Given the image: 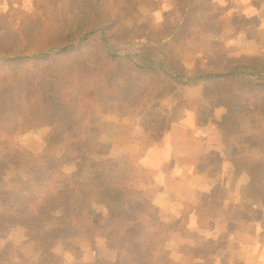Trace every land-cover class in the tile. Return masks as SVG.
<instances>
[{
    "label": "trees",
    "instance_id": "obj_1",
    "mask_svg": "<svg viewBox=\"0 0 264 264\" xmlns=\"http://www.w3.org/2000/svg\"><path fill=\"white\" fill-rule=\"evenodd\" d=\"M76 2L87 15V23L69 17ZM135 6V0H33L32 14L18 7L21 18L15 12L0 16V59L7 60L0 63V92L30 91L44 112L61 116V120L51 124L61 128V133L41 157L44 162L40 172L33 173L29 180L16 175L9 182L5 171L0 170V240L8 236L12 237L10 242L31 245L44 259V254L52 256L56 264H164L167 253L161 239L174 231V226L158 215L153 203L135 195L139 172L134 163L104 158L92 164L88 176L75 179L59 168L57 153L64 150V135L71 134L82 153L103 155L100 136L108 133V127L121 129L123 134L116 137L131 130L129 123H111L104 118L133 120L151 104L189 101L183 84L192 79L206 81L203 96L209 102L207 114L211 120H215V111L223 109L234 121L235 134L246 146L244 151L251 147L255 155L264 158V51L252 63H238L230 70L194 78L161 73L148 55L150 49L140 50L136 56L108 52L99 70L105 79L104 88L97 99L92 98L84 37L96 28L104 32L109 43L129 37L138 24L129 26L126 21ZM210 7L208 4L204 10H190L185 29L194 41L208 47L205 55L217 57L225 52L221 41L189 31L193 12H209ZM220 7L225 8L222 4ZM208 20L202 22L204 29ZM78 43V47L69 49ZM54 49L60 51L48 54ZM72 98L81 100L80 109ZM234 102L242 111L237 117L230 115ZM81 115L91 123L87 130L77 128ZM242 116H246L247 126L238 121ZM44 125L47 126L44 122L39 128ZM242 149L233 148L232 152L237 154ZM227 159L236 163L231 156ZM260 180L264 184V178ZM251 190L254 194V187ZM59 210L64 211L61 218L49 217ZM81 239L87 240L94 250L106 242L107 248L116 253L115 258L90 262L64 258L72 255ZM1 254L0 264H8Z\"/></svg>",
    "mask_w": 264,
    "mask_h": 264
},
{
    "label": "rangeland",
    "instance_id": "obj_2",
    "mask_svg": "<svg viewBox=\"0 0 264 264\" xmlns=\"http://www.w3.org/2000/svg\"><path fill=\"white\" fill-rule=\"evenodd\" d=\"M230 1L135 0L134 13L130 14L126 21L129 26H133L135 22L138 24L129 37H121L109 43L100 28L89 31L84 37L83 52L89 68L92 98L97 99L104 88L105 79L99 70L108 52L136 56L140 50L150 49L148 55L158 64L155 67L161 73L175 78L177 75L194 78L207 73L230 70V67L238 63L240 65L252 63L260 54L255 55V50L246 40L245 43L249 47L243 49L250 52L248 55L251 57L244 54L234 56V52L240 48L238 42L242 35L240 31L243 29L240 26L241 18L244 20L252 17L253 3L264 0H234L233 4H230ZM18 2L0 0V16L15 12L21 18L22 13L18 12V7L32 14L33 0ZM208 4H211L209 8L211 11L193 12L189 31L206 39L221 41L225 46V52L217 57L215 54L210 57L205 55L208 47L194 41L185 29L190 10L195 7L204 10ZM219 4L225 8H221ZM69 17L87 23V15L77 2L72 6ZM207 19L210 22L204 29L202 22ZM256 25L263 26L261 30H257L259 32L255 36L259 38L263 36L264 41V19L257 21ZM249 30L253 31V26L246 27L245 36ZM79 43L69 49L78 47ZM58 51L60 50H50L48 54L53 55ZM209 51L212 52V47ZM6 61L0 59V63ZM192 80L187 85L183 84L184 96L190 98L191 102L189 100L174 101L171 105L167 102L151 104L142 108L133 120L114 116L104 118L111 123L113 121L119 124L129 123L131 130L124 136L116 137L118 133L123 134L120 132L121 129L108 127V133L100 136L102 146L99 149L104 152L103 155L93 151L82 153L73 143L71 134L64 135L61 144L64 150L57 153L58 166L67 175L76 179L88 176L92 172V164L104 158L114 161L122 158L123 162L134 163L139 172L137 178L135 177V195L153 203L158 215L174 226V231L161 239L167 253L164 264H241L238 261L229 262L228 254L233 256L240 252H236L237 243L249 244L248 239L251 238L248 236L252 237L250 236L252 233L249 232L254 231L257 217L263 221L264 184L260 179L264 178V158L255 155L251 147L244 151L246 146L240 143L242 139L235 134V123L228 117L229 115H225L223 109L215 111V120L214 122L211 120V115L207 114L209 102L203 96L206 81ZM31 97L30 91L23 94L14 91H9L8 94L0 92V170L5 171V178L9 182L16 175L29 180L35 172H40L41 163L44 162L41 157L50 150L51 147L47 148L48 146H53L54 139L60 137L61 128L52 127L51 124L61 120V116L49 115L51 111L44 112L42 105L37 104ZM72 100L79 109L82 107L80 99ZM231 107L234 111L230 115L237 117L241 114L242 111L235 102ZM178 111L194 112L195 118L184 116L183 124H180L179 120L173 117L174 112ZM245 117H240L238 121L248 124ZM44 122L47 126L39 128ZM77 122H80L77 128L81 126L83 130L89 129L91 124L83 115L77 118ZM184 124H189V127ZM177 126L188 127L185 130L187 132L182 131L183 129L176 130L180 137L179 141L193 137L195 141L197 138L207 140L205 142L210 147L219 146L221 143L224 147L211 156L207 151H200L195 144L187 148L190 154H194L192 159L178 160L177 156L174 158L172 155L160 157V144L167 138L164 135ZM238 147H243L242 152L234 154L232 149ZM228 156L234 158L236 163L229 161ZM25 164L27 168L24 167ZM189 179L191 182L186 185L184 181ZM161 183H168L169 190L182 196L189 192L187 188L198 191L193 193L195 196L193 201L192 198L188 202L180 199L176 203L172 199H160ZM253 187L254 194L250 193ZM200 190H205L208 194L206 193L203 198ZM63 214L64 211L59 210L49 217L61 218ZM242 234L248 236L238 237ZM7 237L0 240L1 255L7 259L5 263H57L50 255L44 254L47 256V259H44L43 254L38 253L31 245L16 244V240L10 242L12 237ZM240 244L238 249H241ZM243 246L247 249L246 244ZM115 256L116 253L107 248L106 242L94 250L87 240L81 239L72 255H65L64 258L71 262L73 260L90 262Z\"/></svg>",
    "mask_w": 264,
    "mask_h": 264
},
{
    "label": "crops",
    "instance_id": "obj_3",
    "mask_svg": "<svg viewBox=\"0 0 264 264\" xmlns=\"http://www.w3.org/2000/svg\"><path fill=\"white\" fill-rule=\"evenodd\" d=\"M254 3L252 5V10H253L252 17L246 18L244 20H242V18H241L242 24L240 26L243 29L240 31L242 35H240L239 42H238V45L240 46V48L236 49V51L234 52V54H235L234 56L239 55V54L248 55L250 53V52L244 51V49H243V48L249 47V45L245 43V40H246V42L250 43L251 47H253V50H255V52H254L255 55H257L259 52L264 51V46L262 47V45L264 44V41L262 40L263 36L261 38L255 36V34L257 32H259L257 30H259V29L261 30V28H263V26H261V25L257 26L256 22L264 19V1L263 2L262 1H256ZM194 9H196V7ZM262 10H263V12H262ZM246 12H247V10L244 13H246ZM250 26H253V31L249 30L246 33L248 35L245 36L244 34L246 31V27L250 28ZM222 39H223V37H222ZM247 57H251V56L248 55ZM174 113H175V116H173V117L176 118V120H179L178 122L180 124H183L182 118L184 116H188L190 119L195 118L194 112H191V111H182V112L178 111V112H174ZM168 118H169V116H168ZM190 124H191V122H190ZM184 125L189 127V124L188 125L184 124ZM188 127H183V126L178 127L177 126L176 129L168 131V133L166 135H164L167 138L166 139L164 138L163 139L164 143L162 141V144H160V157L161 156L171 157V155H172V156H174V158H175V156H177L176 159H178V160L179 159H189V158L192 159V157H194V154H190L187 151V148H189V146H193L195 144L197 145V148L200 151H202V152L207 151L208 154H211L214 152L218 153L220 151V149L222 147H224L222 145V143L219 146L210 147V146H207V144L205 142L207 140L197 138L198 140L195 141L193 137L192 138H186V139L183 138V139H181L182 141H179L180 137H178L176 130L177 129H183L182 131L187 132L185 130H187ZM218 135H219V137L221 136L220 134H218ZM170 140H172V141L170 142ZM240 146H242V145H240ZM172 147H174V149ZM175 150L178 152V154ZM181 153H182V156L179 157V154H181ZM183 157H186V158H183ZM160 173H161V171H160ZM189 181H190V179L186 180L184 182H186V185H187ZM168 187H169L168 183H161L160 184V199H164V200L172 199L176 203L179 202L180 199H182L184 202H188L192 198V201H193V199L195 197L193 193H197V191H198V190H194L192 188L186 187L189 192L186 195L182 196L180 194H177V192H172L171 190H169ZM194 187H196V186H194ZM199 192L201 194L203 193V196H202L203 198H204V195H206V193L208 194V192L205 190H200ZM211 197H212V195H211ZM262 220H263L262 222L256 221L255 228H253L254 231L252 230L249 232V234L252 233V235H250L252 237H249L247 234H242V235L238 236L241 238H246V236H248V238H251V239H248L249 244L247 242L244 243L247 245V249L244 248V246H243L244 244H240L241 242L237 243V246H236L237 251L236 252H239V251L240 252L237 253L236 255L234 254L233 256H230L228 254L229 262H232V261L237 262L238 261L241 264H246V263H248V264H264V215H262ZM239 244H240L241 249H238ZM234 257H236V258H234ZM111 259H114V258H111ZM245 261H248V262H245Z\"/></svg>",
    "mask_w": 264,
    "mask_h": 264
}]
</instances>
